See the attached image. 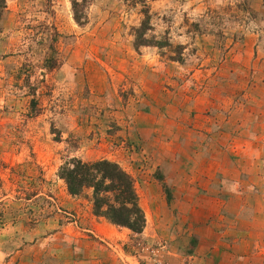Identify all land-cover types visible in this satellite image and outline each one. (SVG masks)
Returning <instances> with one entry per match:
<instances>
[{"label":"rangeland","instance_id":"1","mask_svg":"<svg viewBox=\"0 0 264 264\" xmlns=\"http://www.w3.org/2000/svg\"><path fill=\"white\" fill-rule=\"evenodd\" d=\"M5 5L0 264H264V0ZM72 157L131 175L141 233L67 192Z\"/></svg>","mask_w":264,"mask_h":264},{"label":"trees","instance_id":"2","mask_svg":"<svg viewBox=\"0 0 264 264\" xmlns=\"http://www.w3.org/2000/svg\"><path fill=\"white\" fill-rule=\"evenodd\" d=\"M87 0H72L74 18L77 22L84 18L80 7ZM6 7L0 0V15ZM144 13H146L144 11ZM148 16L146 15V19ZM146 22L135 29V46L149 45L144 30ZM57 59L51 56L48 67H54ZM37 102L32 100V109ZM58 177L63 180L71 196L83 197L89 203L91 213L111 224L125 227L133 233L142 232L145 217L139 204L134 179L116 162L107 159L85 161L72 157L58 168Z\"/></svg>","mask_w":264,"mask_h":264}]
</instances>
